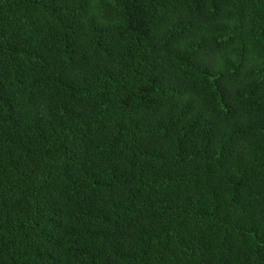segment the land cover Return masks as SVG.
Masks as SVG:
<instances>
[{
	"label": "trees",
	"instance_id": "obj_1",
	"mask_svg": "<svg viewBox=\"0 0 264 264\" xmlns=\"http://www.w3.org/2000/svg\"><path fill=\"white\" fill-rule=\"evenodd\" d=\"M0 264H264V0H0Z\"/></svg>",
	"mask_w": 264,
	"mask_h": 264
}]
</instances>
